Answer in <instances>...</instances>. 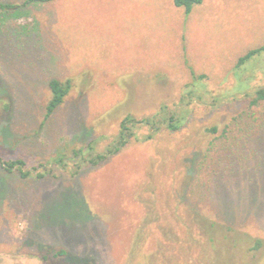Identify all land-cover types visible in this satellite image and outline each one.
Here are the masks:
<instances>
[{
  "label": "rangeland",
  "instance_id": "obj_1",
  "mask_svg": "<svg viewBox=\"0 0 264 264\" xmlns=\"http://www.w3.org/2000/svg\"><path fill=\"white\" fill-rule=\"evenodd\" d=\"M24 1L0 0L14 5L0 9V157L30 171L0 167V264H127L149 210L144 253L158 224L198 232L179 219L187 208L260 238L257 251L234 255L264 264V102L250 107L239 89L264 84V50L236 67L264 45V0H203L188 13L173 0ZM192 72L203 74L206 101L190 104L183 127L71 173L73 149L105 144L128 113L175 104ZM54 78L72 86L45 118ZM201 255L176 260L206 264Z\"/></svg>",
  "mask_w": 264,
  "mask_h": 264
},
{
  "label": "trees",
  "instance_id": "obj_2",
  "mask_svg": "<svg viewBox=\"0 0 264 264\" xmlns=\"http://www.w3.org/2000/svg\"><path fill=\"white\" fill-rule=\"evenodd\" d=\"M37 1L42 2L48 0H25L24 4ZM202 1L203 0H173V3L176 7H183L188 13L195 5L201 4ZM13 7L14 5L10 3L0 2V9H3L4 11ZM263 50L264 45L248 50L238 58L236 67L238 69L241 68L242 70ZM192 75L194 78L191 86H189L191 88L185 90L175 104L169 105L168 103H160L158 108L149 115L137 116L128 113L119 122L118 130L115 135L113 134L105 144L100 145L103 138V136H101L99 139L90 140L85 146L73 149L72 152L78 157V160L72 163L71 173H77L84 165L96 166L101 164L109 157L119 153L131 141H149L162 131L175 132L183 127L187 123L192 111L190 110V104L194 102L203 103L206 101L205 90L201 82L203 74L197 75L192 72ZM250 80L251 76L245 79V81ZM239 85V89L243 91V97L248 99V105L250 107L257 106L264 102V84L257 85L252 90L242 87L244 86L243 80H240ZM71 86L70 79L60 81L54 78L49 81L51 95L46 106L45 118L49 117L57 106L64 101ZM211 129L214 132L216 131L215 127ZM142 130H145V132H141ZM225 131L226 130L224 129L223 133H225ZM224 135L225 134H222V136ZM53 163H58L63 168L67 166L63 154L56 155L53 158ZM0 167L9 173L16 170L21 177H28L30 175V171L25 170V162L22 159L12 160L2 159L0 157ZM39 167L43 168V172L38 171L36 173V176L39 178L44 177L45 174L50 172L49 168H46L44 164H40ZM213 171H215V169H213ZM217 172H220L218 167H216L215 174ZM226 173L227 172H225V174ZM238 175L239 176H236L233 179L237 180L242 176L241 174ZM223 183L230 188L234 187L237 189L232 182L227 184L226 182ZM173 211L177 212V208L172 209V216L174 215ZM177 214L180 221H183L182 223H185V220H188L197 224V231H199L194 232L192 227H185L181 229V232L182 230L184 231L183 234L179 236L176 228L171 224H158V227L161 230V236L160 238H155L154 242L151 243V248L148 252L146 251V253H144L145 240L147 236H150L152 233V228L146 226L145 223L146 220L153 215L152 210H149L146 213V219L143 224L135 229L136 234L133 237L128 251L129 255L127 264H178V261L176 260L178 252L186 255L188 260L190 259V256L194 253L196 254L198 251L202 252V260L206 261V264H244L243 262L237 263L238 260L234 255V253L238 252L237 249L240 251L245 250L246 253H253L263 245L260 238L252 236L249 233L241 234L240 232L235 231L231 226L218 221L216 214H206L199 210H190L188 208L184 209L182 214ZM240 239L245 241L248 245L243 248L242 245H240L241 247L238 246ZM228 246H230V248H228ZM60 252L63 254L64 250H61ZM192 263L193 262H189V264ZM246 264H249V262Z\"/></svg>",
  "mask_w": 264,
  "mask_h": 264
}]
</instances>
